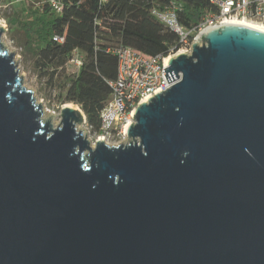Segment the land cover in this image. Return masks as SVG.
<instances>
[{
  "label": "water",
  "instance_id": "95a60500",
  "mask_svg": "<svg viewBox=\"0 0 264 264\" xmlns=\"http://www.w3.org/2000/svg\"><path fill=\"white\" fill-rule=\"evenodd\" d=\"M0 24V264H264V30L222 23L165 59L180 79L91 144L52 123Z\"/></svg>",
  "mask_w": 264,
  "mask_h": 264
},
{
  "label": "trees",
  "instance_id": "16d2710c",
  "mask_svg": "<svg viewBox=\"0 0 264 264\" xmlns=\"http://www.w3.org/2000/svg\"><path fill=\"white\" fill-rule=\"evenodd\" d=\"M4 15L12 41L31 61L36 78L58 103L80 107L92 130L100 126V112L111 95L108 81L117 74V57L107 49L124 45L148 56L179 47L178 34L153 14L170 0H60L56 12L48 0H4ZM177 20L185 28L196 25L212 9L209 0H177ZM63 37L62 42L53 37ZM82 52L75 73L65 63L72 51Z\"/></svg>",
  "mask_w": 264,
  "mask_h": 264
},
{
  "label": "built area",
  "instance_id": "2783aa9c",
  "mask_svg": "<svg viewBox=\"0 0 264 264\" xmlns=\"http://www.w3.org/2000/svg\"><path fill=\"white\" fill-rule=\"evenodd\" d=\"M51 7L60 12L63 4L60 0H48ZM212 9L207 11L199 22L191 28H185L177 20L176 11L180 7L177 0H170V4L164 8L154 7L152 14L167 28L175 31L179 36V47H172L166 54L154 56L145 55L129 46H118L111 51L117 57V74L114 80L108 81L111 88L109 100L100 112V126L98 130H92V126L84 123L88 138L94 145L98 137L109 145H117L125 139L124 134L127 123L133 122L131 112L138 103L148 95H154L158 89L161 91L176 83L178 77L169 81L165 77V59L174 56L180 51L190 52L191 44L201 31L207 27L226 23L232 20H248L264 25V0H209ZM55 41L62 42L63 37L55 35ZM82 52L75 48L67 59L68 65L78 71L82 64Z\"/></svg>",
  "mask_w": 264,
  "mask_h": 264
},
{
  "label": "rangeland",
  "instance_id": "374dc122",
  "mask_svg": "<svg viewBox=\"0 0 264 264\" xmlns=\"http://www.w3.org/2000/svg\"><path fill=\"white\" fill-rule=\"evenodd\" d=\"M10 11V5H8L6 1L0 0V24L5 25L6 29L1 36V40L2 42H4V44L9 50L15 52V61L17 62L19 73L23 74V85L28 89L31 87L33 93L35 94L36 100L38 102L41 100L43 109L48 114L53 115V125H57L60 120V107L64 103H58L57 100L54 98V93L49 95L48 92L44 90L42 84L38 81L35 76L30 59L28 57H23V54L20 52V48L16 46V44L12 41L8 31L9 26L7 25L3 17L4 15L9 14ZM65 70L67 73H75V68L70 65H68L67 67L65 66ZM78 108L80 107L78 106ZM80 127L82 128L84 127V125Z\"/></svg>",
  "mask_w": 264,
  "mask_h": 264
},
{
  "label": "bare ground",
  "instance_id": "6f19581e",
  "mask_svg": "<svg viewBox=\"0 0 264 264\" xmlns=\"http://www.w3.org/2000/svg\"><path fill=\"white\" fill-rule=\"evenodd\" d=\"M227 23H234V24H241V25H248V26H252L261 30H264V25L263 24H259V23H254L245 19L242 20H232L229 21ZM66 105H72L74 106L76 109H79L77 105L73 104V103H67Z\"/></svg>",
  "mask_w": 264,
  "mask_h": 264
}]
</instances>
